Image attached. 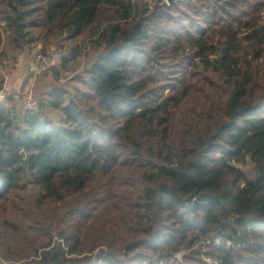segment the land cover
I'll use <instances>...</instances> for the list:
<instances>
[{"label":"trees","instance_id":"trees-1","mask_svg":"<svg viewBox=\"0 0 264 264\" xmlns=\"http://www.w3.org/2000/svg\"><path fill=\"white\" fill-rule=\"evenodd\" d=\"M64 36L82 89L0 104V255L91 264L99 223V264H264V0H0V71Z\"/></svg>","mask_w":264,"mask_h":264},{"label":"rangeland","instance_id":"rangeland-1","mask_svg":"<svg viewBox=\"0 0 264 264\" xmlns=\"http://www.w3.org/2000/svg\"><path fill=\"white\" fill-rule=\"evenodd\" d=\"M144 1L148 4H153V0ZM165 1L167 2V0ZM72 41L71 38L64 36L54 40L47 46L42 44L31 52L29 51L31 55H21L16 62H11L7 68L1 69L0 82H3V90L0 94L5 96V99L7 97H14L17 108L23 110L30 108L29 105L32 107V110H37L40 102L48 100V95L53 90H57L58 92L68 90L71 92L70 97L72 98L77 88L82 89V85L75 82L76 79L80 76L85 77L84 73L91 67L100 53L99 50L91 52L89 44L84 45L80 42L73 43ZM58 47H65V50L71 54L70 59L66 62V67L63 69L61 67L62 64L60 65L58 63L55 68L44 72L42 70L43 64L41 63L43 51L49 49L54 50L53 48ZM74 50H78L76 55L74 54ZM44 114L45 116H51L54 122H59L58 114L50 112V109L45 110ZM91 115L92 113L89 114L90 118ZM94 121H98L97 116ZM115 204H117V199L116 196H113L111 206L113 207ZM109 211L111 212V208H109ZM114 214L112 208L110 215L114 216ZM100 226L102 225L97 223L86 230L81 245L82 253L74 255L72 258L82 259L89 257L91 258L89 263L99 264L101 259L108 253V248L105 246L107 236H95V229ZM110 238L112 239V237ZM121 238L128 241L132 236L122 233ZM123 244V242H118L116 248L121 250ZM187 254V252L182 251L174 254L173 258L179 262H183L184 256ZM36 259L38 260V258ZM30 262H33L32 258L8 260L0 255V264H30Z\"/></svg>","mask_w":264,"mask_h":264},{"label":"built area","instance_id":"built-area-1","mask_svg":"<svg viewBox=\"0 0 264 264\" xmlns=\"http://www.w3.org/2000/svg\"><path fill=\"white\" fill-rule=\"evenodd\" d=\"M46 50L41 56V63L43 64L42 70L44 72H48L51 69L55 68L58 63L61 64L63 61H67L70 59L71 54L65 50V47H58ZM40 62V61H39ZM5 100V96L0 94V104L3 103ZM29 109L32 107L29 105Z\"/></svg>","mask_w":264,"mask_h":264},{"label":"water","instance_id":"water-1","mask_svg":"<svg viewBox=\"0 0 264 264\" xmlns=\"http://www.w3.org/2000/svg\"><path fill=\"white\" fill-rule=\"evenodd\" d=\"M167 2H168V4H171L172 3V0H167ZM23 155H24V153H23Z\"/></svg>","mask_w":264,"mask_h":264}]
</instances>
